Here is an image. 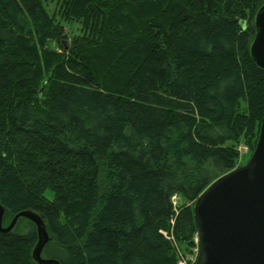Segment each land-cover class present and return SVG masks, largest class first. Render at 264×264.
<instances>
[{
  "label": "trees",
  "instance_id": "16d2710c",
  "mask_svg": "<svg viewBox=\"0 0 264 264\" xmlns=\"http://www.w3.org/2000/svg\"><path fill=\"white\" fill-rule=\"evenodd\" d=\"M49 1L0 0L3 224L37 212L61 264H178L195 201L259 139L264 0ZM37 241L20 217L0 264H39Z\"/></svg>",
  "mask_w": 264,
  "mask_h": 264
},
{
  "label": "water",
  "instance_id": "95a60500",
  "mask_svg": "<svg viewBox=\"0 0 264 264\" xmlns=\"http://www.w3.org/2000/svg\"><path fill=\"white\" fill-rule=\"evenodd\" d=\"M251 55L264 68V5L255 17ZM200 255L196 264H264V113L255 150L247 164L214 181L196 200ZM0 203V231L10 232L20 217L37 226L33 258L39 264H61L43 256L50 235L41 215L23 210L4 226Z\"/></svg>",
  "mask_w": 264,
  "mask_h": 264
},
{
  "label": "rangeland",
  "instance_id": "374dc122",
  "mask_svg": "<svg viewBox=\"0 0 264 264\" xmlns=\"http://www.w3.org/2000/svg\"><path fill=\"white\" fill-rule=\"evenodd\" d=\"M47 7H48V9H50L51 13H54L57 16V18L60 19L59 12H60L61 8L59 7V3L56 0H50ZM61 20H62V18H61ZM68 25L70 26V24H68ZM72 26H73L72 29L74 31L70 32L71 36H73L74 34L80 33V28H81L80 23H78V22L73 23ZM240 151H241V154H240L238 167L247 164L248 161L250 160L253 152H254V151L252 152L251 148L244 143L242 144V146H240ZM182 202H185V200L180 198V197H177V195L173 196V203L176 207H178V205ZM195 203H196V201H195ZM195 203H194V205H195ZM173 221H174V219H172V223H173ZM8 225L5 224V226H8ZM164 233L168 234L167 231H164ZM199 250H200V246L198 244L197 239H195V244L192 246L191 251L183 254V252H185V251L181 247L180 252H179V254H180L179 258L180 259H179L178 264H196L198 261V257L200 255Z\"/></svg>",
  "mask_w": 264,
  "mask_h": 264
}]
</instances>
